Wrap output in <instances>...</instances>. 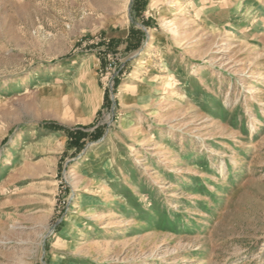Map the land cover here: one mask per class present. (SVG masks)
<instances>
[{
    "label": "rangeland",
    "instance_id": "374dc122",
    "mask_svg": "<svg viewBox=\"0 0 264 264\" xmlns=\"http://www.w3.org/2000/svg\"><path fill=\"white\" fill-rule=\"evenodd\" d=\"M170 1L0 0V264H264V0Z\"/></svg>",
    "mask_w": 264,
    "mask_h": 264
},
{
    "label": "bare ground",
    "instance_id": "6f19581e",
    "mask_svg": "<svg viewBox=\"0 0 264 264\" xmlns=\"http://www.w3.org/2000/svg\"><path fill=\"white\" fill-rule=\"evenodd\" d=\"M168 4H170L169 6H168V8L169 9H173L174 7H176V4H178L177 3V1L176 0H171L170 1V3H168ZM183 10V9H182ZM163 16H164V14H163ZM154 45H155V43H152L151 44V46H150V48H154ZM145 53V52H144ZM195 68H197V67H195ZM194 72V71H193ZM135 82L136 83H140L141 81L139 80V79H135ZM132 89V86L129 84V83H126L125 85H124V92H129L130 90ZM140 95H147L146 93H141Z\"/></svg>",
    "mask_w": 264,
    "mask_h": 264
},
{
    "label": "trees",
    "instance_id": "16d2710c",
    "mask_svg": "<svg viewBox=\"0 0 264 264\" xmlns=\"http://www.w3.org/2000/svg\"><path fill=\"white\" fill-rule=\"evenodd\" d=\"M56 129V128H55ZM69 138H70V136H69Z\"/></svg>",
    "mask_w": 264,
    "mask_h": 264
}]
</instances>
